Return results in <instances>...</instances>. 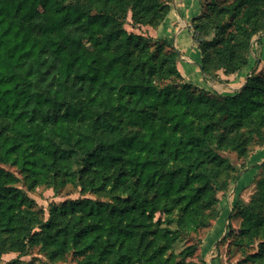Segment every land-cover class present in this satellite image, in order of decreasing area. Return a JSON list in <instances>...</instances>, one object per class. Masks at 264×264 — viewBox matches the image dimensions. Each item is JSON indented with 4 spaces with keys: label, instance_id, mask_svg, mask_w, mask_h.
Returning <instances> with one entry per match:
<instances>
[{
    "label": "trees",
    "instance_id": "trees-1",
    "mask_svg": "<svg viewBox=\"0 0 264 264\" xmlns=\"http://www.w3.org/2000/svg\"><path fill=\"white\" fill-rule=\"evenodd\" d=\"M170 3L0 0V259L18 253L7 264L36 247L39 264H192L199 245L181 259L169 251L220 217L219 194L243 170L225 153L248 161L264 146V69L232 96L187 82L167 41L126 28L130 13L133 27L160 26ZM202 3L192 28L205 76L239 72L264 32V0ZM259 170L258 197L236 203L241 228L229 221L221 240L254 264H264ZM41 186L83 197L52 204L46 219L28 193Z\"/></svg>",
    "mask_w": 264,
    "mask_h": 264
},
{
    "label": "crops",
    "instance_id": "crops-1",
    "mask_svg": "<svg viewBox=\"0 0 264 264\" xmlns=\"http://www.w3.org/2000/svg\"><path fill=\"white\" fill-rule=\"evenodd\" d=\"M203 11L202 0H171L170 10L165 20L160 26L149 28L148 33L154 40L167 41L177 51V66L187 82L211 93L226 96L234 95L247 84L251 76L259 75L264 69V33L259 35L252 45L249 63L246 67L229 75L224 70H219L218 78L211 79L205 76L202 70V52L194 38L192 28L193 19L201 15ZM263 162L264 147H259L250 156L236 185L243 189L250 185ZM244 178L245 183L241 185ZM227 203L230 207H226L225 201H220L222 205V207L220 206V217L207 233L201 247L203 258L209 255L212 248L217 246L218 240L225 233L226 220L230 216L234 200L231 199L230 201L229 199ZM204 260L210 264H217L220 259H208L207 257Z\"/></svg>",
    "mask_w": 264,
    "mask_h": 264
},
{
    "label": "rangeland",
    "instance_id": "rangeland-1",
    "mask_svg": "<svg viewBox=\"0 0 264 264\" xmlns=\"http://www.w3.org/2000/svg\"><path fill=\"white\" fill-rule=\"evenodd\" d=\"M223 1H225V0H223ZM229 1H231V0H229ZM132 22H133L132 21V15L130 13L128 23L126 24V28L129 31L136 32V33L151 37L149 35L148 31H149V28H154V26L138 25V26L133 27ZM263 33L264 32H260L254 36V38L252 40V45L256 41V38ZM213 36H214V31L212 32L211 36H208V38H211ZM154 41H157V40H154ZM252 45H251V50H252ZM224 96H226V95H224ZM230 96H232V95H230ZM259 147H262V146L255 145L251 148V151H254ZM225 154L231 159V161L236 166L238 171L242 170L246 167V164L248 161L246 159L240 158L237 153L230 152V153H225ZM8 168L11 170H16V168H12V167H8ZM242 171H240V174ZM236 182L237 181L232 183V185L230 186L228 191L220 192L219 203L217 206L219 208V210H221L220 206L222 207V205L220 204V201H225L226 207H228L229 205L227 202L229 199H230V201H231V199H232V201L234 200V206H235L236 203L240 199L244 200L246 203H249L253 199H256L258 197L259 192H258V188H257V185L255 182L251 183L250 185H248L244 189L237 186ZM243 183H245V178L241 181V185ZM28 193L31 197H33L37 201L39 208L42 209V211L44 213V217L46 219L49 218L50 209H51L52 204H58V203H61L63 201L69 200V199H78V198L83 197V195L80 193V189L67 188L62 193L56 194L54 189L44 187V186L38 187L32 191H28ZM69 193H71V194H69ZM86 196L93 197L91 194H87ZM234 206H232V211L230 212V215L232 214V212L234 210ZM148 213L153 216V219L155 221H161V223H163V224L166 223V214L158 205L150 206L148 209ZM229 221H231V224L236 231L240 230L241 221H242L241 217L238 214H236L230 220V216H229V218L226 220V224H225V226H226L225 233L223 234L222 238L220 240H218V242L216 241L217 246L215 248H212L209 255H206L205 258H203V254L201 252V247H202V244L205 240L207 233L209 232V230L213 226L203 228L197 233H192L188 236H184L177 243H175L174 247L169 251V253H173L175 255L176 259H181V258H179L178 255H180V253L184 250L185 247L192 245V244H197V245H199V249L197 250L196 254L192 257L187 258L189 261H192V264H210L206 260H204V259H207V257H208V259H220L219 263L217 262V264H254V263L245 261L246 254L244 253V251L239 250L238 247L231 245L229 240L223 241V242L221 241L223 238H225V236L227 235V233L229 231V229H228L229 228ZM257 248H258V243L256 242L254 245L247 247L248 253L255 251ZM17 256H18V253H14V252L4 254L2 256V258L0 259V264H7L8 261L15 259ZM210 257H212V258H210ZM47 261H48V259L45 256V254L40 251L39 247H36L31 251L30 255L24 256L20 262H21V264H39V263H44ZM73 262H75V259H73V257L70 255L69 258L67 259V261L63 262L62 264H69V263H73Z\"/></svg>",
    "mask_w": 264,
    "mask_h": 264
},
{
    "label": "water",
    "instance_id": "water-1",
    "mask_svg": "<svg viewBox=\"0 0 264 264\" xmlns=\"http://www.w3.org/2000/svg\"><path fill=\"white\" fill-rule=\"evenodd\" d=\"M180 54V53H179ZM202 67V66H201Z\"/></svg>",
    "mask_w": 264,
    "mask_h": 264
}]
</instances>
